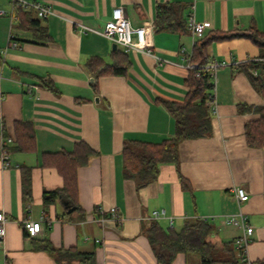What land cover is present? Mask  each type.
<instances>
[{
	"label": "crops",
	"instance_id": "1",
	"mask_svg": "<svg viewBox=\"0 0 264 264\" xmlns=\"http://www.w3.org/2000/svg\"><path fill=\"white\" fill-rule=\"evenodd\" d=\"M25 1L50 5L42 20L48 39L20 28L14 5ZM181 4L184 17L194 14L206 25L202 37L258 30L264 33V0H0V213L6 217V237L0 242L4 264H59L42 249L94 253L95 264H159L145 229L154 211L165 210L180 228L188 220L204 219L217 231L215 241H234L243 231L226 223L242 212L253 227L246 264H264V148H251L245 124L255 116L241 105L260 106L243 65L262 52L250 39L236 37L212 42L211 61L218 68L212 110V135L179 144V163L160 167L155 181L137 188L124 178L125 142L160 144L175 134V120L165 102L183 103L189 91L181 48L193 50L191 31L159 30L157 6ZM122 8L133 27H145L147 50L128 54L125 76H104L97 82L87 68L90 58L114 61L113 44L101 32ZM35 12V11H34ZM36 13V12H35ZM37 14L34 15V17ZM19 16V15H18ZM39 18V17H38ZM40 19V18H39ZM94 83H91V79ZM99 98V103L96 102ZM35 130L33 152L9 154L2 161L3 142L16 139V123ZM85 142L98 155L78 170V208L61 193L49 204L45 191L62 190L64 177L46 154L70 152ZM29 168L32 200H23L22 175ZM190 189L182 186L180 176ZM249 194L239 204L234 189ZM69 208H75L68 213ZM116 208L119 220L113 218ZM102 211L100 214L99 211ZM42 221V231L28 237L27 217ZM169 228L168 220L158 221ZM173 264H201L198 256L180 253Z\"/></svg>",
	"mask_w": 264,
	"mask_h": 264
},
{
	"label": "trees",
	"instance_id": "2",
	"mask_svg": "<svg viewBox=\"0 0 264 264\" xmlns=\"http://www.w3.org/2000/svg\"><path fill=\"white\" fill-rule=\"evenodd\" d=\"M185 6L181 4H165L157 6L156 23L159 30L174 33H185L189 30V19L184 17ZM13 13L19 19V26L25 30L36 31L38 36L48 39L47 30L42 20L34 17L36 14L30 8L15 4ZM19 15V16H18ZM37 16V15H36ZM236 37L247 38L259 47L262 54L256 60H250L243 65L248 71L254 88L264 98V33L258 30L235 32L229 34H211L196 41L192 50V62L203 69L211 61L207 49L212 42ZM114 61L107 64L101 57L95 56L88 60L87 68L93 74L95 81L104 76H125L130 65L128 54L123 50L113 52ZM186 86L189 91L183 103L165 102V105L175 120V134L160 144L141 141L125 142L123 148L124 178L135 181L137 188L145 187L158 177L160 167L164 164L179 163V144L184 140L199 139L212 135L211 97L215 88L210 75L198 77L199 70L189 69ZM257 71V75L253 74ZM240 111L254 114V118L245 124V138L251 148H264V104L260 106L241 105ZM17 137L8 147L11 152L27 153L36 149L35 130L30 122L16 123ZM51 157L52 164L64 177L62 190L45 191V204L52 203L58 195L65 194L71 205L78 206V170L89 165L91 159L98 155L85 142H78L70 152L46 154ZM182 186L190 189L188 180L180 176ZM23 200H32V180L29 168L22 175ZM216 227L204 219L186 221L180 228H164L158 221H152L145 229L153 252L159 264H173L178 254H193L199 257L201 264H246L243 252L236 248L234 241H215ZM42 249L49 253L59 264H95L94 253H85L77 249H55L46 241ZM264 263V261H262Z\"/></svg>",
	"mask_w": 264,
	"mask_h": 264
},
{
	"label": "built area",
	"instance_id": "3",
	"mask_svg": "<svg viewBox=\"0 0 264 264\" xmlns=\"http://www.w3.org/2000/svg\"><path fill=\"white\" fill-rule=\"evenodd\" d=\"M16 2V0H14ZM20 4L24 8H30L34 10L37 16L40 19H46L50 15L53 14L52 7L50 5H41L38 3H29L22 1ZM189 30L193 36V46L196 44V41L200 39L206 30V25L203 23H199L196 21L194 14H192L188 21ZM101 34L110 40L112 43H116L118 47H120L126 54H129L134 51H142L150 54V51L147 50L148 41L146 38V28L145 27H133L130 20L126 16L124 10L122 8H117L114 10L113 18L109 20L105 26ZM181 54H183L185 66L187 69H196L199 70L197 73L198 77L210 75L215 84L216 73L219 67L224 66L226 63L221 61H214L203 69H200L199 66L192 62V52H188L184 47L181 48ZM256 60V59H255ZM264 60V59H261ZM253 74L256 76L258 73L254 71ZM215 90V88H214ZM214 90L211 97V105L215 111L216 102L214 97ZM13 144V138H8L3 142L2 149V161L3 166L8 168L10 166L9 160V152L8 147ZM235 198L238 203H244L249 201L250 196L246 192L245 189L241 187H237L234 189ZM101 214L102 211L100 210ZM111 215L116 220H119V216L116 208H111ZM166 219L169 223L170 229H175V220L173 217L167 216L165 210L154 211L151 215V220L159 221ZM6 217L4 213H0V242H2L7 233L6 229ZM226 223L237 226L239 229L243 231L242 236H240L236 240V248L239 251L243 252V257L245 258L246 250L250 241V236L253 234V227L248 222L247 216H245L242 212L236 215H231L227 218ZM23 229L28 237H36L39 233H41L42 221H34L30 216L23 222ZM245 260V259H244ZM4 259L0 258V264H4Z\"/></svg>",
	"mask_w": 264,
	"mask_h": 264
},
{
	"label": "water",
	"instance_id": "4",
	"mask_svg": "<svg viewBox=\"0 0 264 264\" xmlns=\"http://www.w3.org/2000/svg\"><path fill=\"white\" fill-rule=\"evenodd\" d=\"M113 49L114 50L118 49V45L116 43L113 44ZM91 83H94V79L93 78L91 79ZM96 102L99 103V98H96ZM66 206L69 208L68 204ZM74 210H75V208H69L68 209V213H72Z\"/></svg>",
	"mask_w": 264,
	"mask_h": 264
}]
</instances>
